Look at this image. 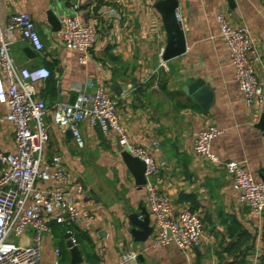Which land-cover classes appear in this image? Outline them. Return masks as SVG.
Here are the masks:
<instances>
[{
	"label": "crops",
	"instance_id": "obj_1",
	"mask_svg": "<svg viewBox=\"0 0 264 264\" xmlns=\"http://www.w3.org/2000/svg\"><path fill=\"white\" fill-rule=\"evenodd\" d=\"M158 1L0 0L1 23L7 24L11 14L30 13L45 46L43 53L36 52L15 30L10 49L19 66H46L51 71L50 78L36 84L39 98L49 107L44 165L55 156L62 158L68 174L65 187L76 205L93 215L86 230L78 233L80 261L68 246L65 228L51 222L40 264H114L131 247L139 252L140 264H264V214L241 203L223 165L194 150L198 133L216 126L222 133L213 141V153L222 162H241L256 180L264 181V104L245 102L217 19L223 13L231 23L248 27L263 55L258 74L264 82V0H179L177 18L186 51L168 61L163 58L168 36L155 8ZM75 5L80 6L79 19L97 32L86 65L80 63L78 52L63 44L62 18L72 14ZM111 7L122 13V21L104 11ZM51 13L60 22L56 26ZM200 78L213 93L208 107L198 92L189 90ZM0 80L8 94L1 70ZM91 81H99L116 101L130 141L153 156L159 171L151 180L170 198L176 213L189 209L202 217L203 236L196 249L157 243L158 227L145 184L137 183L115 135L106 137L99 128L82 123L86 147L80 149L73 134L55 123V105L74 104L81 90L93 91ZM9 111L8 103L0 101V150L15 152ZM80 184L83 195L77 194ZM31 236L28 228L24 242L30 243Z\"/></svg>",
	"mask_w": 264,
	"mask_h": 264
},
{
	"label": "built area",
	"instance_id": "obj_2",
	"mask_svg": "<svg viewBox=\"0 0 264 264\" xmlns=\"http://www.w3.org/2000/svg\"><path fill=\"white\" fill-rule=\"evenodd\" d=\"M147 1L155 3L157 0ZM79 10L80 6L75 5L72 14L63 16L62 38L64 46L78 52L80 63L86 65L96 45L97 32L92 25L79 19ZM105 10L111 18L123 20L118 8ZM217 19L245 102L249 106L264 104V82L258 74L263 62L260 48L247 26L231 23L223 13L218 14ZM15 30L21 31L23 39L36 52L43 53L45 49L30 13L11 14L5 25L0 21V70L9 86L6 94L0 80V101L9 105L7 118L15 126L16 142L15 152L0 150V264H40L41 245L44 236L52 232L51 222L63 226L68 241L78 246L77 235L86 230L93 215L91 211L79 208L65 187L68 174L62 158L55 156L44 165L43 152L50 139L46 120L49 107L39 98L36 84L50 78L51 71L46 66L29 68L17 64L10 52ZM89 85L93 91L81 90L74 104L62 102L55 105V123L72 132L80 149L86 147L80 128L82 123L99 128L106 137L115 135L124 151L146 163L145 189L148 206L158 227L157 243L164 246L174 243L181 250L197 247L203 236L202 217L189 209L176 213L170 198L161 194L151 180L159 166L147 148L130 141L118 105L108 89L99 81H91ZM221 133L216 126L201 130L195 138L194 150L200 157L223 165L239 191L241 203L262 216L264 181L256 180L241 162H222L213 153V141ZM39 182L55 185L42 188ZM84 193L85 188L80 184L77 194ZM28 228L32 230L30 243L24 242ZM56 252L59 254L60 250ZM114 264H140L139 252L133 247L128 248L122 259Z\"/></svg>",
	"mask_w": 264,
	"mask_h": 264
},
{
	"label": "water",
	"instance_id": "obj_3",
	"mask_svg": "<svg viewBox=\"0 0 264 264\" xmlns=\"http://www.w3.org/2000/svg\"><path fill=\"white\" fill-rule=\"evenodd\" d=\"M179 7V0H160L156 3L155 8L161 15L163 23L168 36V43L163 54L165 61H168L174 57H177L183 54L186 51L185 37L184 33L180 28V24L177 18V9ZM50 21L56 26L58 25L59 20L54 14H50ZM32 48H28L27 52L30 53ZM191 92H198L197 97H203V101H206L205 104L208 105L213 99V93L210 90L209 86L206 84L204 79L196 80L189 88ZM264 130V118L262 124ZM69 133L72 132L69 130ZM118 148L122 152L125 162L133 170L136 175L138 184H146V163L139 159L138 157L133 156L128 151H124L122 146L118 143ZM141 224V223H139ZM68 246L70 250L78 261L82 259V253L79 249V246H74L71 241H68ZM196 249V247H195Z\"/></svg>",
	"mask_w": 264,
	"mask_h": 264
},
{
	"label": "trees",
	"instance_id": "obj_4",
	"mask_svg": "<svg viewBox=\"0 0 264 264\" xmlns=\"http://www.w3.org/2000/svg\"><path fill=\"white\" fill-rule=\"evenodd\" d=\"M77 236L79 237V234ZM78 242H79V238H78Z\"/></svg>",
	"mask_w": 264,
	"mask_h": 264
}]
</instances>
